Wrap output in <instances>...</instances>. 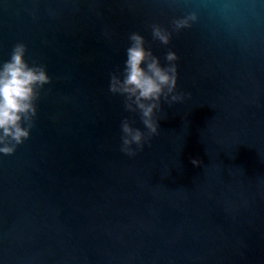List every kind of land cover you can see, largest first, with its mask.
<instances>
[{
    "label": "water",
    "instance_id": "95a60500",
    "mask_svg": "<svg viewBox=\"0 0 264 264\" xmlns=\"http://www.w3.org/2000/svg\"><path fill=\"white\" fill-rule=\"evenodd\" d=\"M132 32L183 98L129 157L108 84ZM17 43L51 79L0 154V264H264V0H0V63Z\"/></svg>",
    "mask_w": 264,
    "mask_h": 264
},
{
    "label": "clouds",
    "instance_id": "9594fccd",
    "mask_svg": "<svg viewBox=\"0 0 264 264\" xmlns=\"http://www.w3.org/2000/svg\"><path fill=\"white\" fill-rule=\"evenodd\" d=\"M195 19L193 15L190 17ZM179 29L188 24L187 19L174 21ZM152 37L167 44L170 34L158 25H152ZM126 59L118 73L110 74L108 91L124 97L123 107L127 112L139 114L143 129L133 127L127 117L120 122V151L129 157L142 150L145 143L159 132L156 113L161 110V101L172 105L182 100L176 92L178 59L174 51H168L167 65H161L158 57L145 47V39L138 32L128 36ZM26 46L14 45L9 59L0 63V154H12L16 146L30 135L33 119L37 115L35 101L38 88L50 82L43 65L29 64L25 59ZM135 145V147H133ZM200 162L193 159L192 164Z\"/></svg>",
    "mask_w": 264,
    "mask_h": 264
}]
</instances>
